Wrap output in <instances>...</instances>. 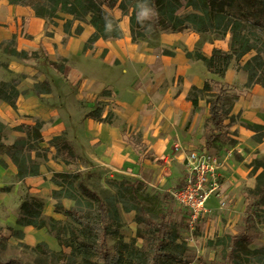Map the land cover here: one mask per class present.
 Listing matches in <instances>:
<instances>
[{
  "label": "rangeland",
  "instance_id": "1",
  "mask_svg": "<svg viewBox=\"0 0 264 264\" xmlns=\"http://www.w3.org/2000/svg\"><path fill=\"white\" fill-rule=\"evenodd\" d=\"M146 2L154 12L153 16H163L171 23L189 25L190 21L201 17L212 19L219 16L224 20L240 18L245 20L251 32H264V0H0V121L6 125L2 141L10 144L23 135L15 129L18 124L42 122V117L37 113H23L22 107L27 97L38 96L44 107H58L57 99L52 95L55 80L68 84L78 92L77 108L83 113L89 112L99 101L114 102L118 110L126 107L125 102L132 103L135 99H124L113 90L109 94L101 95V92L97 98L91 99L86 91L78 90L79 80L71 84L70 76L79 64L93 59L111 67L129 70L126 66H130L131 59L126 51L129 42H133L129 19L137 15V5ZM161 30L158 29L156 37H152L150 32H146L145 37L158 45L159 33L169 32ZM218 31L195 32L204 40L197 50L202 53V44L206 42V47L229 51L231 35L228 32L222 35ZM188 32L194 30H184V40H187ZM145 42L135 43L145 49ZM151 49L155 57L163 54L162 50L173 55V49L170 48L158 46ZM253 54L252 51L239 61L231 60L228 68L233 75L228 84L231 88L220 81L228 92L235 95L237 92L244 93L247 77L239 67ZM97 65L87 63L82 67L89 72L98 71L97 74L114 82L116 88L124 86L120 69L112 71ZM159 72L160 66H156L154 73ZM58 88L64 108L73 113L75 97L64 85L59 84ZM210 98L209 94H199L200 111H203ZM233 121L210 145L205 143L213 132L210 123L206 124L202 138L197 142L174 129L168 131L169 143L151 148L148 146L147 150H139L138 153L134 150L140 158L111 166L89 162L91 166L88 165L84 153L92 150L93 146L89 147L82 129L73 127L74 131L61 133L73 146L75 153L81 156L75 163L67 164L68 168L62 172L79 171L81 176L75 181L76 188V183L81 182L90 191H95L102 198H109L115 204L120 227L116 234L107 238L103 250L115 256L118 264H134L137 259L138 264H153L146 261L147 257L154 254L151 235L154 232V235L160 236L165 230L170 232L171 238L177 235L178 239L174 243L166 239L162 242L160 264H227L221 250L228 247L226 236L237 233L249 236V249L264 247V207L258 209L251 206L257 199L252 191L257 182L256 174L261 169L254 172L250 166L253 159L262 158L264 154L258 153L259 142L254 140L253 130L246 127L248 123H241L237 115H234ZM113 124L121 128L126 148H129L133 134L140 138V132L121 117ZM238 129L243 135L250 136L241 137L237 133ZM50 138L44 140V146H47ZM191 147L206 149L215 158L218 167L217 189L207 200L205 216L196 222L193 229L185 223L186 211L177 206L170 195L171 190L184 182V159ZM53 152L55 154V148L51 147L47 156ZM126 156L129 154L126 153ZM6 157V154L0 153V166L5 172L0 178V264H102L95 252L85 255L78 252L79 243L86 241L80 227L62 213H57V218L53 217L59 221L54 229L29 226L34 231H43L46 236L42 239L30 240L25 236L20 230L22 225L17 224L20 205L24 200L35 196L44 205L48 199L54 205L57 202L62 205L67 200L70 203L68 208L74 207L81 211L90 207L84 199L77 204L73 199L54 198L52 192L59 189L55 184L59 178L53 177L55 171L49 168L47 177L54 189L46 197L39 191H31L16 175L6 172ZM39 162L43 164L45 161ZM120 181L134 185L133 190L137 194L135 201L129 199L127 194L123 196V188L127 183L120 186ZM127 198L130 204L137 202L140 210H125L121 200ZM62 207L68 209L64 205ZM254 212H258V216L249 224L248 216ZM13 222L14 225H8ZM158 223L165 224L159 233L155 231ZM223 242L226 245L222 246ZM179 243L183 249L176 248ZM178 251L182 254L177 259ZM143 260L146 262L142 263Z\"/></svg>",
  "mask_w": 264,
  "mask_h": 264
},
{
  "label": "crops",
  "instance_id": "2",
  "mask_svg": "<svg viewBox=\"0 0 264 264\" xmlns=\"http://www.w3.org/2000/svg\"><path fill=\"white\" fill-rule=\"evenodd\" d=\"M186 36L187 40H184V31L159 33L157 47L162 46L165 49H173V55L159 54L158 57H155L151 52V48L154 47H149L145 41H138L145 42L146 48L144 49L139 43H135L137 41L132 40L133 42H129L127 45L126 51L131 59L130 66H126L129 70L111 67L104 62L99 63L93 59L85 63L82 62L78 68L73 70L70 76L71 84L73 85L79 80L78 90L86 91L91 99L97 98L103 90L119 92V95L124 99H135L132 103L131 101L129 103L125 102L126 107L123 106L120 110L114 102L106 103L103 116L109 107L114 111L117 118L121 117L127 124L133 125L140 132V138L143 144L146 145V150L148 146L151 148L157 144L162 146L169 143L168 131L174 129L182 131L186 137H192L196 142L200 141L205 131V120L209 116V107L206 104L203 111H200L199 99L198 106L193 108L191 100L188 99L189 91L192 87L201 89L206 81L217 80L223 81L231 88L228 84L233 75L228 69L224 76L219 78L208 71L205 64L200 60L187 57V51H195L200 38L195 32H188ZM205 43L202 44V53L209 57L212 53V47H206ZM209 46L211 45L209 44ZM87 63L98 64L97 66L101 69L103 67L112 71L120 69L122 72L120 76L125 81L124 86L116 88L114 82L100 73L97 74L98 71L89 72L88 69L82 67ZM156 66H160L159 73H154ZM59 84L64 85L75 97L73 113L67 112L63 106L62 95L58 88ZM53 86L55 91L53 90L52 95L57 99L56 106L58 107H44L43 103L38 100V96L27 97V101L23 103L22 107L24 114L34 112L42 117V136L44 140L55 135H61L66 130L74 131L77 128V130L82 129L84 139L89 147L93 146L92 150L84 153L87 163H106L111 166L119 165L124 161L126 163L128 161L132 162L137 157L140 158L131 145L126 148V143L122 139L123 133L119 126L113 123L97 122L86 116L89 112L83 113L78 110L77 100L79 94L75 89L57 80L54 81ZM237 96L238 98L233 102L231 114L237 115L241 123L264 125V86L252 85L246 87L244 93L237 92ZM149 101H151V104H149ZM237 133L241 137L250 136L249 134L243 135L239 129ZM257 149L259 154H264V140L258 143ZM126 153L129 156H126ZM52 155H55L54 152L49 154L47 161L39 165V175L20 180L30 187L31 191H39L45 197L54 189L53 184L47 177V168L55 172H62L68 168L64 161ZM5 161L7 163L6 172L15 176L17 174L15 165L9 157H6ZM89 163L88 165L91 166ZM4 173V169L0 166V178ZM69 204L67 200L62 202V205L67 208ZM42 214L47 217H58V214L54 212V202L52 200L48 202L47 199ZM8 225L12 226L14 222ZM20 230L30 240L42 239L46 236L43 231H34L29 226H22Z\"/></svg>",
  "mask_w": 264,
  "mask_h": 264
},
{
  "label": "trees",
  "instance_id": "3",
  "mask_svg": "<svg viewBox=\"0 0 264 264\" xmlns=\"http://www.w3.org/2000/svg\"><path fill=\"white\" fill-rule=\"evenodd\" d=\"M130 24V36L133 41H146L149 47H157V44L151 43L146 37V32H150L152 37H156L158 29L161 31L169 32H182L187 28H192L194 32L198 34L220 31V34L228 32L231 35L229 51H224L220 48H213L209 57L205 56L199 50L197 46L201 44L202 38L196 44L195 51H187L186 56L200 60L205 64L208 71L216 76L223 77L225 72L231 65V60H240L245 54L254 52L253 55L248 57L244 64L239 67L247 77V87L252 85L264 86V32L256 34L248 29L245 20L235 18L231 20H224L223 17L216 16L212 19H205L203 17L196 18L190 21L189 25L183 23L169 22L163 16H153L151 20L145 21L142 26L137 21V15L131 16L129 19ZM160 31V32H161ZM218 31V32H219ZM158 37V36H157ZM159 38V37H158ZM158 41V40H157ZM163 54H170L171 52L162 50ZM195 92V93H194ZM109 94L107 90H103L102 94ZM209 94L211 98L208 99L207 104L209 107V116L205 120L206 124L212 126V134L208 135L206 139V145H210L219 136L218 134L228 126H231L234 118V114H231L233 102L238 98L237 95L228 92L220 81H206L201 89L192 87L189 91L188 99L191 100L193 108L198 106L199 94ZM106 103L105 101H99L86 115L91 117L97 122L113 123L117 116L114 111L108 108L106 115L103 116V110ZM228 121V123H227ZM42 122H35L32 125L21 123L18 124L15 129L20 131L23 135L15 139L12 143L6 144L2 141L3 132L5 130V123L0 121V153L6 154L16 167V177L18 179H24L26 177H33L39 175V165L41 161H47V153L51 147L55 148V157L64 161L66 164H72L81 159V156L75 153L73 146L64 137L63 134L52 136L47 140V146H44V139L42 136ZM247 128L253 130V138L256 142H261L264 138V125L259 124H247ZM132 140L129 142L131 147L138 153L139 150H146V145L142 140L138 138L137 134L132 135ZM235 139L232 140V143ZM250 166L254 172L258 169L261 171L256 174L257 182L252 192L257 196V199L251 204L252 207L261 209L264 207V156L262 158H255L250 162ZM80 172H55L53 177L59 178L55 184L59 189L53 190V197L69 198L73 199L79 204L80 201H85L86 205L90 209L81 211L76 208H64L60 202L55 203L54 212L62 213L69 217L75 225L80 227L83 239L86 242H81L78 245V252L87 253L95 252L98 258L102 261V264H118V260L115 256L109 252L103 250V247L107 243V238L116 234L119 230V216L116 211L115 204H113L109 198L100 197L95 191L87 189L83 183L77 182V188L75 187V181L80 178ZM127 183L124 187V193L130 196L129 199L135 201L136 191L134 185L128 181H120ZM117 183V182H115ZM79 188V189H78ZM79 191V194H78ZM81 194V195H80ZM138 197V196H137ZM129 199L122 201V206L125 210L139 211L138 203H129ZM130 200V202H131ZM43 202L40 198L31 197L29 200H24L20 205V217L17 221L18 225L33 226L34 228L48 227L54 229L59 223L53 217L49 216L45 218L42 214ZM258 216V212H254L248 216V223L250 224L255 217ZM139 218V215L137 216ZM140 221H143L140 219ZM148 224L151 225V222ZM158 228L156 232L162 231L165 228V224H156ZM168 230L162 231L161 235H151L152 248H154V254L151 257H147L146 261L153 264H160V246L166 239L170 242L177 241V235L170 237ZM228 240V247L221 250L222 257L227 261V264H264V247H258L249 249V236L245 233H237L233 236H226ZM226 245L223 242L222 246ZM73 248V247H72ZM176 248H182V244H176ZM155 249H158L155 250ZM183 249V248H182ZM181 251H178L177 259L180 256ZM143 260L142 263L146 262ZM138 259L134 264H138Z\"/></svg>",
  "mask_w": 264,
  "mask_h": 264
},
{
  "label": "built area",
  "instance_id": "4",
  "mask_svg": "<svg viewBox=\"0 0 264 264\" xmlns=\"http://www.w3.org/2000/svg\"><path fill=\"white\" fill-rule=\"evenodd\" d=\"M215 162L206 149L192 147L184 159V182L170 191L175 204L186 211L185 223L191 229L205 216L207 200L217 189Z\"/></svg>",
  "mask_w": 264,
  "mask_h": 264
},
{
  "label": "clouds",
  "instance_id": "5",
  "mask_svg": "<svg viewBox=\"0 0 264 264\" xmlns=\"http://www.w3.org/2000/svg\"><path fill=\"white\" fill-rule=\"evenodd\" d=\"M137 8V21L143 26L146 20L149 21L152 19L154 12L148 6L147 2L145 4H138Z\"/></svg>",
  "mask_w": 264,
  "mask_h": 264
}]
</instances>
